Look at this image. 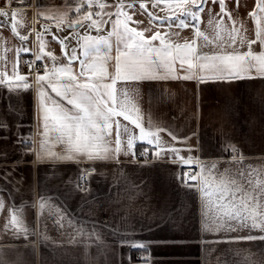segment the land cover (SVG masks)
Wrapping results in <instances>:
<instances>
[{"label":"crops","instance_id":"crops-1","mask_svg":"<svg viewBox=\"0 0 264 264\" xmlns=\"http://www.w3.org/2000/svg\"><path fill=\"white\" fill-rule=\"evenodd\" d=\"M25 2L15 0L9 6L6 1L0 9L12 15L14 24L10 27L9 18H0V73H11L15 65L30 85L17 89L0 84V264H264V239L260 238L264 230L234 221L220 223L215 209L206 207L198 190L203 180L236 181L249 192L264 183V75L253 68L242 73L241 79H216L218 74L213 72L189 71L187 63L181 68L177 60L170 70H155L158 77L166 78L125 81L116 75V36H108L114 32L118 5L123 3V11L134 17L128 26L140 31L148 28L146 38L159 32L174 44L196 39L199 45L202 40L195 36L197 27L209 39L217 33L227 39L236 27L246 41L255 40L258 23L250 13L257 0H226V13L231 19L219 16V3L206 0L196 24L191 16L183 14V0H160L156 9H152V0ZM140 3L153 12L157 19L154 23L140 9ZM100 4L107 7L102 10ZM90 12L93 20L111 22L99 24V31L89 29L91 20L84 21V16ZM180 19L185 20L186 27H177ZM76 21L82 23L75 25ZM135 21L143 23L137 25ZM17 29L29 39L21 42L15 35ZM177 32L179 37L171 35ZM86 35L108 37L111 48L101 44L98 56L93 49L83 54L82 38ZM41 43L44 53L55 57L44 55L37 61L48 69L38 74L44 78L55 70L60 76H71L60 83L75 85L79 77L81 83L101 85V91L112 83L103 77L116 79L108 90L115 101L109 100L108 106L117 112L126 110L130 119L118 116L109 121L112 130L100 142L108 149L103 158L90 160L86 153L71 151L67 137L59 139L61 134L54 127L45 128L38 93L47 91L52 98L46 108H54L52 100L61 98L50 88L38 89L37 75L20 67L22 58L36 60L41 55ZM155 46L159 47V40ZM119 47L121 52L125 50L123 45ZM214 47L209 45L203 51L212 55ZM236 47L241 53L249 50L247 43ZM24 48L30 54H24ZM73 48L85 64L84 71L79 60L69 65ZM251 48L257 54L264 51L259 42ZM72 55L75 58V53ZM62 66L66 71L59 68ZM88 68L92 69L89 74ZM87 74L93 80L85 81ZM57 80L53 77L50 83ZM62 103L72 108L67 100ZM116 120L122 133L124 126L128 127L120 137L119 153L115 151ZM133 120H138L146 133L159 137L158 144L153 140L155 147L147 139L139 140L140 128ZM130 136L135 137L131 150L127 148ZM173 147L182 149L180 156L198 163L191 168L183 166L168 151ZM137 152L147 153L150 159H137ZM86 169L92 172L86 175V185L81 189L78 177ZM186 169H193L201 178L193 182L196 187L181 179ZM12 212L20 220L19 227L6 226ZM140 243L144 247L136 246Z\"/></svg>","mask_w":264,"mask_h":264},{"label":"snow or ice","instance_id":"snow-or-ice-1","mask_svg":"<svg viewBox=\"0 0 264 264\" xmlns=\"http://www.w3.org/2000/svg\"><path fill=\"white\" fill-rule=\"evenodd\" d=\"M15 0H7L9 6L14 3ZM20 4H25V0H19ZM206 0H183L184 7L182 8L184 15L191 16V21L196 24L200 18L199 12ZM214 3H219L220 5V17L227 16L231 19V14L226 13V0H213ZM239 0H237V3ZM160 5V0H152V9H156ZM91 7V3H89ZM99 7L103 10L107 6L100 4ZM120 11L116 13L117 19L114 23V32L108 34L109 37L112 35L116 36L117 48H116V65L118 72L116 75L125 81H138L143 79H163L166 77H158L155 74V70L160 68L171 69V65L175 64L178 60L180 62V67L183 68L184 65L188 64V70L196 69L197 71H209L216 73L214 78L216 79H241L242 73L250 72L253 68L256 69L257 73L264 75V51L260 53H255L252 51L251 46L257 42L264 45V15H258L264 13V0H257L256 8L250 13V16L257 20L258 29L256 32L255 40L246 41L244 37L239 35L240 29L233 27L228 33L227 39H223L219 33H217L214 39H209L204 32L200 31L199 27L196 28L195 36L202 40V43L197 44V40L193 39L191 42L185 41L183 44L173 43V41L167 35H161V33L156 32L151 35L150 38H146L145 32L150 31L148 28H144L143 31L137 29V27H129L128 22H133V15L128 14V12L123 11L125 5L121 3L118 5ZM129 8V5L126 6ZM140 9L146 13L149 18L150 23L156 21V17L153 12L147 11V5L145 3H140ZM179 7V6H178ZM3 9V7H0ZM189 9H195L194 11H189ZM96 15H101L96 13ZM19 16V13H17ZM37 19L40 18V13L36 14ZM9 18L11 20L10 27H13L12 15L9 13L0 12V18ZM123 17V20L120 19ZM91 20V23L87 24L89 29L95 28L99 31L98 25L101 23H108L111 21L93 20L92 13H88L84 16V21ZM82 21H76L75 25H80ZM137 25L142 24L143 21H135ZM210 24L212 21L209 22ZM71 26V25H70ZM186 22L180 19L177 27H186ZM25 27L22 25L21 28ZM219 28L220 25L217 24ZM47 31V29H45ZM16 36L19 37L21 42H25L29 39V36L20 35V32L16 31ZM176 37H179V33H172ZM37 38H40V33H37ZM53 39L57 37L53 36ZM85 43L83 45L85 51L83 54L87 53L88 49L95 50L97 56L100 53V45L103 44L105 49L111 48V43L108 37L97 36L92 37L86 35L82 38ZM159 40V47L155 46V42ZM65 48L67 47L65 40L61 39L59 41ZM243 45L247 43L248 51L239 52L236 47L237 44ZM215 44L212 49L213 54L209 55L208 52L203 51L204 48L209 45ZM119 45H123L125 49L121 52ZM41 55L36 56V61L43 59L46 55L50 59H55L53 54L49 52L44 53V45L41 43L40 46ZM24 54H30L28 48L22 49ZM72 53H75V58H73ZM19 54V53H18ZM108 57L105 56L104 59ZM79 60L77 56V50L73 48L71 54L68 55L69 65ZM191 61V62H190ZM80 69L84 71L85 64L79 60ZM31 63L29 67L31 68ZM60 69L66 71L64 66L59 67ZM56 69V68H55ZM48 69L46 68L45 71ZM88 74L92 72L91 68L87 69ZM47 78L43 75H37L35 78V86L40 88H50L57 97L61 100H52L54 108H46L45 104L52 99L47 91H40L39 104L40 110L43 114V120L45 121V128L50 126L54 127L61 135L59 139L67 137V142L70 146V150L76 153H86L88 158H103L105 154L108 153L107 148H102L101 143L104 139L105 134H109L112 130V124L109 121L112 117L123 116L125 120H129V114L126 110L117 112L115 108L108 106V101H115V96L109 92L116 83V79L111 76H105L103 79H110L112 83L103 86V91L100 90L101 85L79 82V77H76L77 83L75 85L69 83H60V81L65 78L71 79V76L65 77L60 76L59 72L55 70L51 72ZM85 75L84 80H93L91 75ZM74 75V73H73ZM6 76L14 77V79H5ZM53 77H58L56 83H50ZM191 76H185L184 79H191ZM204 79V77H201ZM10 84L14 85L15 88L24 89L30 87L27 83V77L19 75L17 73L16 66H13L11 73L7 71L0 73V84ZM50 98V99H49ZM67 100V104L72 105L71 109L64 107L62 101ZM49 113H53L49 115ZM116 129V148L115 151L119 153L121 151V135L128 132L127 125L123 128V133L121 132V125L118 120L114 121ZM137 127L140 128L139 140H148L150 145L155 147L153 140L155 139L157 144L159 143V137L155 133H146L143 127L139 124L138 120H133ZM135 137H129L127 148L131 150L133 148V140ZM172 140H176L173 136ZM168 151L175 154L183 166L193 167L195 163L191 157L185 159L180 156L182 149L170 148ZM55 156L54 153H51ZM161 152H157L156 156H160ZM71 158V157H69ZM244 175V173H241ZM181 179H186L188 185L196 187L193 182L200 181L201 178L197 174H193L191 171L183 174ZM251 184V181H249ZM198 190L202 193L206 201V207L213 208L216 211V215L219 216L220 223H226L229 221L236 222L237 225L248 224L251 227L259 228L264 230V203L257 204L256 202L264 201V183H261L258 189L252 192L246 191L244 187L237 186L236 181L221 180L219 183L208 182L207 180L201 181L198 186ZM250 221V223H249ZM19 227L20 220L15 212H12L9 224L6 226ZM229 228H232L231 224H228ZM264 239V236L260 237ZM138 247H144L143 243L136 245Z\"/></svg>","mask_w":264,"mask_h":264},{"label":"built area","instance_id":"built-area-1","mask_svg":"<svg viewBox=\"0 0 264 264\" xmlns=\"http://www.w3.org/2000/svg\"><path fill=\"white\" fill-rule=\"evenodd\" d=\"M6 1L7 0H0V7L3 6ZM35 61L36 60L34 58H27V57L22 58L20 61V67H21L22 71L27 72V73L29 72L30 74H32L34 76L43 72L46 68V65L45 64H39L38 62H35ZM30 63L32 65L31 68L29 67ZM135 156L137 159H140V160H149L150 159V156L145 152H137ZM189 171H191L193 174H195L193 169H186L185 173L189 172ZM91 172H92V169H86L84 172H82L79 175V177H78V187L79 188L83 189L85 187L86 175L88 173H91Z\"/></svg>","mask_w":264,"mask_h":264}]
</instances>
